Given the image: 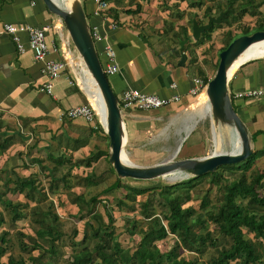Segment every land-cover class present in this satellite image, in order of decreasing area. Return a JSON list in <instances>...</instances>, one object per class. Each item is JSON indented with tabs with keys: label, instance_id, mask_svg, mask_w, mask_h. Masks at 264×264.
<instances>
[{
	"label": "crops",
	"instance_id": "crops-1",
	"mask_svg": "<svg viewBox=\"0 0 264 264\" xmlns=\"http://www.w3.org/2000/svg\"><path fill=\"white\" fill-rule=\"evenodd\" d=\"M41 2L0 0V136H10L8 146L0 148V170L3 175L6 171L13 179L32 173L30 170L34 171L33 165L40 167L37 159H42L49 153L53 158L62 160L56 168L54 159L46 162L42 160L49 172L52 170L58 175L68 176L81 173L78 182L84 181L83 177L86 175L96 177L106 174L107 170L115 174L111 171L109 162H104L109 147L103 125L98 121L91 124L79 116L66 118L61 115L68 106L90 99L75 81L76 72H72L74 67L72 70L70 66H66L52 80L51 92L48 93L43 87L48 81L42 70L43 61L33 58L28 48L18 52L10 36L2 31L4 22L35 25L49 23L51 28L45 34L48 42L45 57L60 56L61 46L58 47L54 36L56 18L51 16ZM106 2L107 9L94 14L95 0H80L88 26L95 25L102 33V40L95 42L97 54L103 58L98 52L103 42H108L114 49L118 69L106 75L110 76L108 82L116 97L127 86L154 92L161 97H169L174 93L178 95L176 100L157 108H121L124 143L141 141V144H146L149 139L154 141L149 136L151 130L168 123L171 118L178 122L188 121L185 125L182 124L187 134L197 118L202 115L205 119L207 113L202 112L207 104L204 91L197 94L188 92L192 77L197 74V68H201L204 74L213 72L217 59V51L215 57L211 55L207 59L198 54V47L210 41V38L195 44L190 35V20L194 16L200 17L202 8L190 5L189 0ZM61 33L65 34L63 31ZM21 35L25 42L26 37ZM244 62L228 77L227 88L230 94L236 90L264 85V56ZM171 81L176 83L173 88L168 86ZM230 100L249 134L257 129H264V97H231ZM97 122L102 129L94 128ZM208 123L212 124L211 119ZM251 144L252 149L264 147V133L256 134L251 139ZM95 150L102 153L90 165H75V159L83 158ZM41 151L44 156L38 155ZM14 154L19 157L18 161ZM261 158L264 155L256 163ZM62 168L63 172L58 171ZM13 174L16 175L12 177ZM73 191L78 193L75 189ZM12 194L19 197L13 199ZM6 197L24 200L19 193L8 192Z\"/></svg>",
	"mask_w": 264,
	"mask_h": 264
},
{
	"label": "trees",
	"instance_id": "trees-1",
	"mask_svg": "<svg viewBox=\"0 0 264 264\" xmlns=\"http://www.w3.org/2000/svg\"><path fill=\"white\" fill-rule=\"evenodd\" d=\"M219 1L189 0L190 5L202 8L201 16L206 19L228 8L220 22L212 23L200 32L194 40L195 44L209 39L215 27L222 24L230 26L246 13L254 18V26L251 29L243 28L240 34L264 29V10L259 9L264 0ZM202 17L194 16L198 23L206 20H202ZM240 34L230 35L228 28L223 32L214 68L218 52ZM196 72L205 76L201 68H197ZM231 104L234 108L232 101ZM96 127L102 129L99 123ZM261 132L264 133V129L251 132L250 138L253 140ZM9 139L10 136H0V148H6ZM101 153L99 150L90 152L83 158L75 159V165H90ZM262 155L264 147L253 148L239 162L220 164L212 171L172 183L134 186L126 182L134 178L115 174L114 179L98 192L85 195L67 189L65 194L68 201L76 205V211L71 216L86 219L84 224L89 225L88 230H83L77 240L74 238L77 233L75 226L68 231L59 227V216L53 209L52 200L47 198V191L54 192L59 182L69 187L68 175L55 176L51 170L44 189L36 174L28 173L13 179L5 171L1 180L0 203L9 226H14L18 219L26 216L22 210L26 206L36 226L32 233L15 229L19 253H8L5 259L2 256L11 244L6 235L7 230H0V264H264V167L256 163ZM46 157L55 160V168L62 162L49 153ZM37 160L39 168L43 170L45 164L41 158ZM206 177L207 185L199 197L197 208L192 204L184 205L189 200L191 189ZM83 178L85 184L94 182L91 175ZM213 186L218 191L216 202H211L209 196ZM117 189L115 207L127 206L126 201L135 202L141 219L145 220L135 230L138 223L135 214L122 217V228L129 236L139 233L132 249L121 247L115 232L112 209L105 203H102L103 213L95 209L98 195ZM8 192L19 193L24 200H11L6 197ZM137 195L144 197L136 200ZM29 202L33 204L29 205ZM4 220L5 215L0 210V224ZM168 235L172 238L171 243L159 248L157 241ZM64 246L70 247V250H63Z\"/></svg>",
	"mask_w": 264,
	"mask_h": 264
},
{
	"label": "rangeland",
	"instance_id": "rangeland-1",
	"mask_svg": "<svg viewBox=\"0 0 264 264\" xmlns=\"http://www.w3.org/2000/svg\"><path fill=\"white\" fill-rule=\"evenodd\" d=\"M37 2H41L40 0H36ZM43 2V1H42ZM41 2V3H42ZM219 2H222L220 0ZM259 9L261 11L264 10V2L261 3L259 6ZM50 12V11H49ZM52 17L56 18L57 25L60 26L61 31L63 33H66V29L61 23L59 17L50 12ZM200 17H202L200 15ZM190 18V16H188ZM206 18L202 17V20H205ZM88 21V19H87ZM206 21V20H205ZM204 21V22H205ZM188 23V21H187ZM254 26V18L249 15L245 14L238 20L232 22L230 26H227L225 24H222V26L215 27L210 35V41L206 42L198 47V54L203 56L202 58L207 59L208 56L215 57L216 51L218 46L222 44V34L223 32L228 28L230 31V35H236L240 34L242 32L243 28H248L251 29ZM55 39L58 42V47L60 46L59 38L57 33L55 32ZM96 47V43L94 44ZM68 47L70 48V52L68 55L70 56L71 60L73 61V64L75 66L74 71L78 70V66L75 65L74 61H78L79 59L76 58V55H78V52L74 48L72 42L68 44ZM67 48V46H66ZM100 61L102 60V56L98 55ZM203 61V59H202ZM208 62V60H207ZM81 69L82 71L80 72L82 76V84H84V80L87 79V73L86 72V67L82 65ZM214 68V67H213ZM215 69V68H214ZM79 71V70H78ZM214 71V70H213ZM213 72L209 73L212 75ZM107 80L110 78L109 75H106ZM85 91L87 92V89L85 88V85L83 86ZM88 94V92H87ZM89 96V94H88ZM91 99V98H90ZM93 103V102H92ZM94 104V103H93ZM206 104L202 112H207L206 113V118L203 119L202 115L201 117H198L197 120L195 121L193 127L187 132V134L183 130V125L186 124L185 122L188 123V121L182 120L181 122L175 121L172 118L169 119L168 123H165L162 126L159 127H154L151 132H150V138H153L154 141H151L149 139L148 142L142 143L141 141L137 142H125L123 145V148L126 152L127 158L130 159V161L137 163V164H142V165H148L152 163H156L165 159L170 158L174 152L175 156L173 159L177 158H183L187 156H201L205 155L212 150H234V133H233V128L229 123H220L218 122L217 124L213 123V127H211L212 124L208 123V120L211 119L209 115V107ZM234 105V104H233ZM236 109V107H235ZM212 121V119H211ZM100 123V121L98 120ZM101 124V123H100ZM181 124V125H180ZM180 125V126H179ZM177 127H181L177 128ZM192 131V132H191ZM218 132V133H217ZM185 133V134H184ZM169 135V136H168ZM184 135V136H183ZM148 136V137H149ZM168 136V137H167ZM147 137V138H148ZM167 139V140H165ZM217 141V142H216ZM143 146V147H141ZM28 148V147H27ZM233 149V150H232ZM176 150V151H175ZM38 155H43L42 151L38 153ZM10 156V153H9ZM13 156L15 157V160L18 161V156L17 154H14ZM42 160L49 161L46 157H43ZM104 160V159H103ZM108 161L107 157H105L104 162ZM44 164V163H43ZM257 164L259 166L264 167V158L259 159ZM110 169L114 172L111 164L109 163ZM34 171L30 170L33 174H36V178L39 181V183L46 188L48 179H49V169L46 167L43 168H37V166L33 165ZM31 168V169H32ZM47 169V171H45ZM62 169H58V171L63 172ZM13 171V170H12ZM115 173V172H114ZM227 174V171L224 172ZM11 174V172H10ZM55 176H60L56 172H54ZM81 173H74L72 175H69L70 177L67 179V185L69 187H65L61 185V182H59L57 189L54 192L47 191V198H50L53 202V209L54 211L58 214L60 224L59 227L62 229H65L66 231L71 230V227L75 226L77 229V233L75 235V239H79L82 231L85 230L87 231L89 228V225H85L84 221L86 219H76L75 217H72L71 215L76 211V205L73 203H70L66 197L65 191L67 189L69 190H76L78 192H81L85 195H88L89 193H94L98 192L104 185L108 184L109 182L112 181L114 178L115 174L110 173L108 170L106 171V174L99 175V176H93L94 182L92 184H85V181L81 180V182H78L79 176ZM16 174H13L12 177H14ZM174 176L173 174H167L164 176H157L151 179H127V183L134 185V186H150V185H160V184H166V183H172L175 181H180V180H185L188 178V176H184L183 174L179 178H175L171 180V177ZM0 187H1V180H3V174L2 171L0 170ZM207 180L208 177L205 179L201 180L198 182L190 192V197L189 200L184 203L185 204H192L197 208V204L199 201V197L203 191V188L207 185ZM121 189V188H120ZM119 189L116 190H111L109 192H106L105 194H100L98 195L99 201L95 204V209L99 210L100 212L103 213V205L102 203H105L106 206L111 210L113 216H114V221H115V232H117L116 236L120 242V245L122 248H129L132 249L136 242L138 241L139 238V233L129 236V234L122 228V217L124 215H131L135 214L136 218H138V223L136 225V229L139 226H142L145 222L144 219H141L139 213H138V206L135 202L132 201H126L127 206H121L119 208H116L114 205V195H118ZM117 192V193H116ZM217 195L218 191L215 189V187L210 188L209 196L211 199V202H216L217 200ZM13 199H17L19 196L16 194L11 195ZM144 195H137L136 200H141L143 199ZM22 199V198H21ZM29 205L33 204L32 202L28 203ZM0 210L4 213L5 215V220L0 224V230H7V237L9 238V249L8 251L2 256V259H5L6 255L8 253H11L13 255H16L19 253V248L16 244V236H15V229H21L25 232H33V227L36 226L35 222H33L30 219V214L28 213V206L22 208L24 212H26V216L24 218L18 219L15 223L14 226H9L8 220L6 219V213L4 211V208L2 207L0 203ZM87 218V217H86ZM172 241V238L170 235L165 237L163 240L157 241V244L159 248H165V246L169 245ZM63 250L69 251L70 247L64 246ZM36 252V251H34Z\"/></svg>",
	"mask_w": 264,
	"mask_h": 264
},
{
	"label": "water",
	"instance_id": "water-1",
	"mask_svg": "<svg viewBox=\"0 0 264 264\" xmlns=\"http://www.w3.org/2000/svg\"><path fill=\"white\" fill-rule=\"evenodd\" d=\"M48 11L56 14L62 21L74 48L83 64L92 76L102 97L105 109L104 131L108 137V162L118 177L151 179L167 173L181 172L184 176H193L212 171L220 164L235 163L243 160L252 152L250 134L239 115L232 107L227 88V71L240 52L252 41L264 38V29L253 30L234 37L225 48L218 52V61L212 75L205 84L204 93L212 122L229 123L239 137L240 146L236 151L212 150L195 157L173 159L174 154L165 160L142 165L121 157L125 138L121 112L117 97L112 90L91 39L88 23L80 0H74L71 7L62 6L55 0H42ZM228 8L210 15L203 23L191 19L190 35L195 40L202 30L212 23L220 22Z\"/></svg>",
	"mask_w": 264,
	"mask_h": 264
},
{
	"label": "built area",
	"instance_id": "built-area-1",
	"mask_svg": "<svg viewBox=\"0 0 264 264\" xmlns=\"http://www.w3.org/2000/svg\"><path fill=\"white\" fill-rule=\"evenodd\" d=\"M106 9H107L106 0H95V6L93 8L94 14H99L101 11H104ZM50 28H51L50 24L46 22L40 25L29 24V23L4 22L2 26V31L10 36L18 52H22L26 48H28L30 49L33 58L43 61L42 70L43 73L48 78V81L45 82L43 87L44 90L48 93L51 92L52 80L55 77L59 76L66 66H70L71 69L72 67L75 68L73 61L68 55V53L70 52V48L68 47V44L70 43V38L67 32L65 34L61 33L59 25H57L55 29L59 36L58 38L60 40V46H61L60 50L62 54L58 57L57 56L50 58L45 57L48 52V42L45 34ZM88 30L94 44L95 42L102 40V33L99 31L97 26L95 25L88 26ZM21 34H23L26 37L25 42H23L21 38L22 36ZM98 52L103 55L100 64L105 75L115 72L118 68L114 58L115 53L113 47L108 42L105 43L103 42L101 46L98 48ZM76 58L79 59L80 57L76 55ZM78 61L79 62L82 61L81 58ZM74 63L76 66H78L76 61H74ZM72 72L73 73L76 72L74 74V79L77 82V84L83 89L78 79L77 71L73 70ZM210 76H211L210 74H205L204 77L198 74L194 75L192 77V84L188 88V92L190 94H197L201 91H204L206 81ZM205 77L207 78L205 79ZM168 86L173 88L176 86V83L174 81H171L168 83ZM228 94L230 99L231 97H235V98L248 97V96L264 97V85L254 88H248L245 90H236L232 94H230L229 92ZM177 97L178 95L175 93L170 95L169 97H161L154 92H145V91H141L138 88L127 86L124 89H122L121 93L119 94L117 98L118 99L117 103L120 109L121 108L152 109L165 105L170 101L176 100ZM88 99L86 102L68 106L64 111L61 112V115L66 118H73L79 116L82 117L85 121L94 124L95 121H98V117L92 102L90 101V99L89 100Z\"/></svg>",
	"mask_w": 264,
	"mask_h": 264
},
{
	"label": "bare ground",
	"instance_id": "bare-ground-1",
	"mask_svg": "<svg viewBox=\"0 0 264 264\" xmlns=\"http://www.w3.org/2000/svg\"><path fill=\"white\" fill-rule=\"evenodd\" d=\"M55 1L57 3H59L60 5L66 6V7H71L72 4H73V2H74V0H55ZM261 56H264V38L258 39V40H255V41H252L249 45H247L240 52V54L237 56V58L235 59V61L229 67V69L227 71V76L229 77L231 75L232 71L240 63H242V62H244V61H246L248 59H252V58H256V57H261ZM77 64H78V70H79V71L77 70V74H78V79L80 81V84H81L82 87L85 85V88L87 89V92L89 94V97L91 98L90 101L94 103V104L93 103L92 104H93L94 109H95V111L97 113L98 120L100 121L101 124H104V122H105L104 121L105 109L103 107L102 97H101V94L99 92V89L97 88V85L94 82V80H93L92 76L90 75V73L88 72L87 68H86V72H88L87 73V79L84 80L83 81L84 84H82V76H81L80 72L82 71L81 70V69H83L82 68V65H84V64L82 63V61H80V62L77 61ZM233 133H234V150L233 149L232 150L233 151H236V150L239 149L240 141H239V137L236 134V132L234 131V129H233ZM123 139H124V137H123ZM215 150H216V147H215ZM121 157L122 158H127L124 151L121 152ZM167 174H173L174 175V176L171 177V180H173L175 178H179L182 175L181 172H173V173H167ZM167 174H165V175H167Z\"/></svg>",
	"mask_w": 264,
	"mask_h": 264
}]
</instances>
